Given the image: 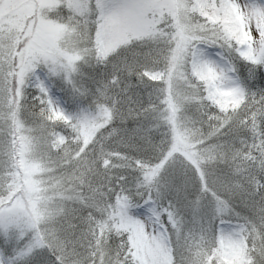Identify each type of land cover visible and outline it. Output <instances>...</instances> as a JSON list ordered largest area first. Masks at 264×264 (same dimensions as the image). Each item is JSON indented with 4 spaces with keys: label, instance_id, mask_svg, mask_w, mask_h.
<instances>
[{
    "label": "snow or ice",
    "instance_id": "obj_1",
    "mask_svg": "<svg viewBox=\"0 0 264 264\" xmlns=\"http://www.w3.org/2000/svg\"><path fill=\"white\" fill-rule=\"evenodd\" d=\"M0 264H264V0H0Z\"/></svg>",
    "mask_w": 264,
    "mask_h": 264
}]
</instances>
